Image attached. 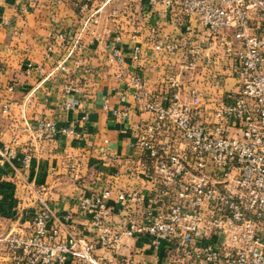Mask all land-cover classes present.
<instances>
[{"label": "built area", "instance_id": "1", "mask_svg": "<svg viewBox=\"0 0 264 264\" xmlns=\"http://www.w3.org/2000/svg\"><path fill=\"white\" fill-rule=\"evenodd\" d=\"M111 1L75 0L77 29L49 37L48 57L59 49L58 63L49 72L30 63L27 71L44 73L45 80L73 70L97 75L99 69L86 62V51L96 40L100 13ZM97 3L101 6L96 8ZM149 4L165 7L173 24L191 35L186 39V69L199 62L213 66L221 61V53L235 58L237 90L209 102L197 88L183 92L182 72L170 76L172 97L166 105L147 100L145 109L153 121L136 137L147 160L142 166L151 175L150 192L119 193L118 207L109 205L114 199L110 189L80 197L77 207L85 222L84 236L74 232L72 212L52 207L42 199L43 190L24 175L17 177L21 201L33 194L37 202L23 226L19 223L0 235V264H149L123 252L131 240L161 251L164 264H264V0H149ZM147 42L154 52L170 57L177 56L181 46V40L163 35L154 25ZM120 44L121 37L116 36L108 64L117 67L118 79H126L123 95L141 101L147 96L146 86L139 73L123 69L126 53ZM129 55L137 62L141 47L135 46ZM214 82L219 88L223 81L214 77ZM4 91L12 93L15 86H0V94ZM76 91L72 83L64 87L68 96ZM74 106L70 100L62 104L66 112ZM11 108L10 102L0 104V115L9 116ZM103 109H110L108 101ZM113 114L120 118L125 111L116 108ZM22 120L29 140L22 157L26 171L39 143L56 145L59 137L76 135L73 124L60 127L51 119L31 122L25 116ZM168 127L176 132L175 140L158 142L157 135ZM20 152L18 138L4 144L0 167L11 166ZM2 183L0 178V193ZM124 213L129 215L125 219ZM22 217L26 215L18 218Z\"/></svg>", "mask_w": 264, "mask_h": 264}, {"label": "crops", "instance_id": "2", "mask_svg": "<svg viewBox=\"0 0 264 264\" xmlns=\"http://www.w3.org/2000/svg\"><path fill=\"white\" fill-rule=\"evenodd\" d=\"M99 6L101 4L97 3L95 7ZM24 7L28 11H24ZM114 11L119 13L114 14ZM168 15L165 7H151L149 0H112L100 13L96 40L86 51L87 64L99 69V73L57 72L45 80L44 73L28 72V65H42L49 72L58 63L62 54L59 49L48 57L49 37L61 31L72 34L77 29L75 0H63L61 5H55L52 0H0V86H15L14 92L0 94V104L12 103L10 115H0V147L18 138L21 149L11 166L0 167L3 182L0 235L19 223L23 226L28 215L34 212L37 197L32 194L31 201H21L24 197L17 190L21 182L17 177L22 175L30 184L43 190L42 199L52 207L75 215L73 229L78 236H84L85 231V222L77 207L80 197L110 189L114 199L109 205L118 207L116 195L119 193L150 192L151 175L142 166L147 160L137 147L136 137L153 121L152 114L145 109L147 100L164 101L166 105L172 97L174 91L168 84L170 76L182 72L183 92L197 88L209 102L237 90L234 73L237 61L223 53L221 61L213 66L206 67L199 62L193 69H186L189 61L186 39L191 35L182 26L173 24ZM152 25L159 27L163 35L181 40L177 56L153 51L147 42ZM116 36L121 37L119 46L126 53L121 62L123 69L139 73L146 86L147 96L141 101L123 95L126 79H118L117 67L108 64L109 48ZM85 41H89L88 38L85 37ZM135 46L141 47L137 62L129 55ZM69 66L73 67L72 64ZM214 77L223 81L221 87H213ZM69 83L77 89L70 96L64 92ZM67 100L75 103L69 112L62 108ZM105 101L109 103V110L103 109ZM211 105L205 104V108L209 109ZM116 108L123 109L125 115L115 117L113 110ZM208 115L203 112V117ZM24 116L31 122L51 119L60 127L73 124L76 135L59 137L56 145L39 143L30 169L26 171L22 167V157L29 140L23 132ZM175 134L168 127L159 132L157 141L170 144L175 140ZM24 214L25 219L18 218ZM128 216L124 213L121 217ZM128 244L133 247L125 253H133L136 261L164 264L161 251H155L147 243L131 240Z\"/></svg>", "mask_w": 264, "mask_h": 264}, {"label": "rangeland", "instance_id": "3", "mask_svg": "<svg viewBox=\"0 0 264 264\" xmlns=\"http://www.w3.org/2000/svg\"><path fill=\"white\" fill-rule=\"evenodd\" d=\"M8 231L10 230L9 228L7 229ZM132 241H134V240H132ZM128 244V243H127ZM129 245V248H126V249H124L123 250V252H125V251H131V248L133 247V245L132 244H128ZM164 263V262H163ZM158 264V263H157Z\"/></svg>", "mask_w": 264, "mask_h": 264}, {"label": "trees", "instance_id": "4", "mask_svg": "<svg viewBox=\"0 0 264 264\" xmlns=\"http://www.w3.org/2000/svg\"><path fill=\"white\" fill-rule=\"evenodd\" d=\"M2 187V186H1Z\"/></svg>", "mask_w": 264, "mask_h": 264}]
</instances>
